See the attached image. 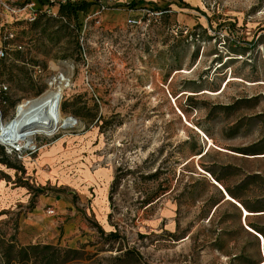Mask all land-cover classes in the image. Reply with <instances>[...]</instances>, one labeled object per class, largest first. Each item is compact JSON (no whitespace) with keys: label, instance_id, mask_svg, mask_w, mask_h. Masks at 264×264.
Segmentation results:
<instances>
[{"label":"rangeland","instance_id":"374dc122","mask_svg":"<svg viewBox=\"0 0 264 264\" xmlns=\"http://www.w3.org/2000/svg\"><path fill=\"white\" fill-rule=\"evenodd\" d=\"M88 1L15 24L23 49L0 61V264L10 244L37 245L19 264H264V0ZM61 82L77 125L13 153L3 126ZM57 192L88 223L38 237L28 213Z\"/></svg>","mask_w":264,"mask_h":264},{"label":"bare ground","instance_id":"6f19581e","mask_svg":"<svg viewBox=\"0 0 264 264\" xmlns=\"http://www.w3.org/2000/svg\"><path fill=\"white\" fill-rule=\"evenodd\" d=\"M62 82L58 85V87L55 86V89L38 98L36 97V99H33L26 105H20L18 117L7 123L2 130L1 135L5 143L11 144L12 142H20L21 144L28 146L29 141L34 140L35 134L39 132H44L45 135L50 136L55 134L57 130L77 125L78 122L65 120L61 111H56L55 109L54 105L58 98L59 90L63 88ZM209 149L206 147L205 151L207 152L204 151L197 156L199 158L205 156ZM215 183L221 186V188L225 191L226 194L223 192L224 201H231L237 206H241L243 208L244 212L242 209L240 210L242 214L245 215V221L248 216L256 214L247 210L239 201L233 198L221 185V183L218 181L216 182V180ZM248 228L253 230L249 226ZM262 238L264 240L263 236Z\"/></svg>","mask_w":264,"mask_h":264},{"label":"crops","instance_id":"0c3cea01","mask_svg":"<svg viewBox=\"0 0 264 264\" xmlns=\"http://www.w3.org/2000/svg\"><path fill=\"white\" fill-rule=\"evenodd\" d=\"M106 8L117 7L116 4L129 3L128 0H99ZM145 5V4H143ZM94 7L90 8L92 11ZM124 7L125 6H120ZM95 13V11H93ZM56 152L49 155L53 157ZM39 199V202L32 207L28 213V224L35 229L38 237H61L62 234L66 236L75 235L80 228H84L88 220L77 213L76 210H71L70 202L65 199L59 192L57 193H45ZM54 210L53 214L48 213V209ZM60 215L59 217H56Z\"/></svg>","mask_w":264,"mask_h":264},{"label":"built area","instance_id":"2783aa9c","mask_svg":"<svg viewBox=\"0 0 264 264\" xmlns=\"http://www.w3.org/2000/svg\"><path fill=\"white\" fill-rule=\"evenodd\" d=\"M17 1L21 0H0V59L7 57L10 51H20L23 49L22 43L17 40V34L12 30L15 24L23 20H35L39 9H44V6L48 7L50 3L59 4L78 0H22L24 2L21 6L16 4ZM36 3L39 4V7L36 6ZM98 6L100 7L101 5ZM102 8L105 9L106 7L103 5ZM138 22L139 21L134 18L128 19L130 25L137 24ZM3 90L4 86L0 84V94ZM43 135L46 136V138H52L55 136V134L47 136L45 133ZM9 145L13 153L26 154V156L29 157V160L34 157V154L47 147V144L40 146L36 142V137L33 144L29 146H25L20 142H12ZM47 211L49 214L54 213V210L51 208Z\"/></svg>","mask_w":264,"mask_h":264},{"label":"trees","instance_id":"16d2710c","mask_svg":"<svg viewBox=\"0 0 264 264\" xmlns=\"http://www.w3.org/2000/svg\"><path fill=\"white\" fill-rule=\"evenodd\" d=\"M143 3H145V2L142 0H131L127 4L119 3V4H116L115 6H117V7L129 6V7L134 8V7H136L140 4H143ZM94 4H96V2L88 1V0H78V1H74V2H66V3H59V4L50 3V5H56V7L59 9V14L65 18H67L68 20H71V19L77 20L79 14L81 12L87 11ZM180 6L183 8H193V6L189 2H186L184 0H180ZM156 9H159V7H157ZM162 9L170 10L169 6H166L165 8H162ZM196 9L199 10V8H196ZM15 51L17 52L19 50H15ZM7 58H8V56L0 59V61H3ZM0 150H1L2 155L4 157H6L5 152L3 150V147H1ZM253 213H258V212H253ZM254 228L258 229L259 231H262V230H260L261 228H259L258 226H254ZM108 236L110 238H112V237L116 238L119 236V234H118V232H111V233H109ZM14 248H15V244L9 245L7 251L5 252V256H3L4 257V264H19L23 261L27 262L31 257V253L37 248V245L26 246V247L22 248V251H20V253L17 255L14 254ZM130 253L134 254L135 252L132 250H128L127 254H130Z\"/></svg>","mask_w":264,"mask_h":264}]
</instances>
